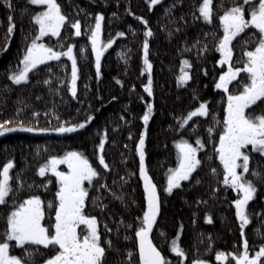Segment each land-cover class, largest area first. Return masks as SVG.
<instances>
[{
    "label": "trees",
    "instance_id": "1",
    "mask_svg": "<svg viewBox=\"0 0 264 264\" xmlns=\"http://www.w3.org/2000/svg\"><path fill=\"white\" fill-rule=\"evenodd\" d=\"M149 2L58 0L67 21L60 36L48 34L41 41L56 51L66 50L69 44L73 46L77 59L73 95L72 62L64 56L37 65L30 70L28 80L19 84L9 78L22 67L24 50L38 32L32 16L42 6L32 5L29 0H8L11 4L8 7L5 0H0V124L14 129L0 134V169L12 161L9 183L13 190L22 183L19 191L6 198V204H0V241L4 240L9 211L31 195H39L43 201V224L50 227L55 222V210L48 208V201H55L58 184L53 173L46 171L40 176L38 169L49 157L76 151L99 173L92 184L88 181L84 184L89 193L84 212L97 218L102 241L112 242L105 264H139L135 231L140 223L138 217L142 218L147 205L137 144L144 133L145 170L156 185L160 202L150 240L167 264H190L197 260L236 264L235 257L244 252L245 241L249 256L264 245V155L252 151L251 145L243 149L250 152V169L259 176H253L251 171L245 173L256 192L245 205L249 222L241 229L233 203L240 193L223 183V165L216 152L227 103V94L215 87L227 69L225 63H218L221 53L217 45L223 36L219 17L242 0H212L211 23L200 16L203 0H158L151 7ZM97 13L103 17L100 29L103 44L112 41L100 55L99 76L89 40ZM9 16L13 17L14 25L11 34ZM77 20L81 28L79 36L74 35L71 26ZM250 29L239 33L231 43L230 62L234 67L243 68L244 50L255 47L254 42L244 44L245 40L253 39L252 33L258 36L257 30ZM146 30L152 34L146 37ZM121 32L124 35H117ZM145 41L150 70L144 64ZM184 72L188 73V79H180ZM149 76L151 95L144 87L149 84ZM246 77V73L238 74L237 80L229 85L230 93L242 90ZM201 102H206L208 114H197L183 123ZM149 104L152 109L145 124L142 116ZM249 111L252 115L264 112V103L257 101L246 109ZM85 121L83 128L72 132L53 130ZM26 127L47 131L29 132L23 130ZM101 138H104L102 150ZM198 138L203 144L196 153L201 164L188 180L166 192L169 169L177 165L176 143L183 139L196 147ZM101 155L107 168L99 162ZM174 238L185 253L183 257L170 250ZM9 243L11 248L18 249L21 258L25 257L24 248L15 246L13 241ZM103 246L107 248L106 244ZM48 250L28 245L31 255L27 259L38 260ZM129 250L132 257L128 256ZM217 252L225 253L226 258L218 261Z\"/></svg>",
    "mask_w": 264,
    "mask_h": 264
},
{
    "label": "snow or ice",
    "instance_id": "2",
    "mask_svg": "<svg viewBox=\"0 0 264 264\" xmlns=\"http://www.w3.org/2000/svg\"><path fill=\"white\" fill-rule=\"evenodd\" d=\"M32 5L43 6L42 10L36 12L32 16V20L38 25L37 34L31 39L24 50L20 64L22 68L10 75V79L14 83L19 84L28 80L30 70L36 69L37 65L43 64L50 60H59L62 56L67 57L72 62V92L75 95V82L77 80V59L73 53V46L69 44L64 51H56L51 46L41 43V38L51 34V36H60L61 28L65 25L67 17L62 13L61 5L58 0H29ZM8 7L11 4L5 0ZM157 3V0H150L149 6ZM212 0H203L199 7L200 16L211 23L212 20ZM246 16L248 17L246 19ZM12 16H9L8 33L11 34L14 29L12 24ZM103 17L97 13L95 16V26L91 29L89 40L92 44V51L96 56L97 76L100 75V55L101 52L97 48V40L101 29V21ZM145 25L147 21L139 17ZM222 27L223 36L219 39L217 50L221 53V60L218 63H228V70L222 72L219 80L215 84L217 89H223L227 94V103L224 108L223 131L219 136V142L216 145L218 159L223 165L225 185H230L234 191L240 193V198L233 203L236 207V216L241 221V229L247 224L248 218L244 213L245 205L253 198L256 187L251 180H248L245 173L251 171L253 176H259V173L250 169V152L244 151L245 146L251 145V150L264 155V112L252 115L246 112L250 106L256 105L257 101L264 103V0H242L228 8L223 15L219 17ZM75 29L74 35L81 34L80 22L77 20L72 23ZM254 28L258 32L252 33V40H245L244 44L255 43L252 50H244L243 68L234 67L230 61L232 60L233 48L230 46L233 38L246 29ZM150 30L145 31V36H150ZM124 35V33H117ZM112 43L108 41L104 47ZM145 59L144 64L151 69V64L147 59L148 43H144ZM83 52V48L81 49ZM182 61V64H187ZM183 72V68H182ZM247 74V82L242 84V90L236 94L229 91V85L232 81L237 80L240 73ZM188 73L184 72L180 79H188ZM48 83V81H45ZM151 76H149V84L145 85V91L149 95L152 94ZM152 105L149 104L147 110L142 116V120L147 124L150 116ZM199 114L204 116L208 114L206 102H201L199 107L189 113L183 123H187L188 119ZM92 117L89 116L88 120ZM9 123V122H5ZM87 121L69 125L67 127L61 125L53 129L56 132H72L76 128H83ZM183 123L181 126H183ZM21 127H23L21 125ZM13 128L5 127L0 124V134L3 132L13 131ZM23 130L47 131V129H39L26 127ZM209 135L213 131L210 126ZM144 133H141L139 143L137 144V152L140 157V176L144 181V192L146 200V209L143 211L142 218L135 231V237L138 242L139 264H167L161 252L154 246L152 240L149 239V233L153 229V225L157 220V214L160 210V202L157 194L156 185L152 183L151 178L145 170V155L143 149ZM196 147H193L186 140L181 139L176 143L178 149L177 165L173 169H169L167 175L166 192H171L174 187L180 185L181 181L189 179L190 174L201 164L197 158V151L203 147L201 140L198 138ZM104 146V138H101L99 148L102 150ZM238 161H240L238 163ZM99 162L105 168L104 156L99 157ZM66 164L67 172L57 170L58 164ZM13 167L12 161H8L0 169V204H6V198L13 191H19L22 183L18 184L13 190L10 180V169ZM242 169L238 172L237 169ZM39 175L44 176L46 171H51L55 176L58 184V190L55 193V201H48V208H54V224L45 227L41 221L44 217L43 201L39 195H31L27 199L14 204L6 217V231L4 240L0 241V264H27V262L16 255L10 254V243L14 241L16 246L24 248L25 256H30L28 245H42L46 248L58 249L55 255L44 261V264H105L106 252L112 247V242L102 241L101 234L98 231V221L95 216L85 214L84 206L88 190L84 186V182L93 183V178L99 173L90 164L89 160L81 153L70 151L62 157L52 156L39 169ZM215 173V169H213ZM47 185H44L46 187ZM83 227V232H79L78 228ZM131 227V225H128ZM129 237H125L128 239ZM107 245V248L103 246ZM244 252L235 257L236 264H264V245H262L251 258L247 252V241L244 244ZM170 250L177 253L180 257L185 255L183 249L179 246L177 238H174L170 244ZM131 250L128 256L132 257ZM226 258V254L217 252L216 259L222 261ZM193 264H206L205 261H193Z\"/></svg>",
    "mask_w": 264,
    "mask_h": 264
},
{
    "label": "rangeland",
    "instance_id": "3",
    "mask_svg": "<svg viewBox=\"0 0 264 264\" xmlns=\"http://www.w3.org/2000/svg\"><path fill=\"white\" fill-rule=\"evenodd\" d=\"M158 1V0H157ZM43 7V6H42ZM40 10H42V8L40 9ZM248 17H246V19H247ZM251 27V26H250ZM254 29V28H253ZM223 34V33H222ZM50 35V34H49ZM235 38V37H234ZM234 38H233V40H234ZM41 43H44V42H42V41H40ZM106 45V44H105ZM231 46V45H230ZM97 48H98V50H100V52L102 53L103 52V49L105 48L104 47V44H103V41L101 40V38H100V33H99V37H98V40H97ZM231 63V62H230ZM228 63H225V67H227V69L225 70V71H227L228 70ZM22 68V67H21ZM197 155V154H196ZM63 156V155H62ZM62 156H58V157H62ZM240 162V161H239ZM238 162V163H239ZM64 166V167H63ZM239 169V170H238ZM237 169V171L238 172H240V171H242V169H240V168H238ZM57 170L58 171H61V172H67L68 171V167H67V165L66 164H63V163H61V164H58L57 165ZM195 170V169H194ZM48 172H51V171H48ZM52 173V172H51ZM246 175V174H245ZM55 178H56V176H55ZM57 181V180H56ZM85 182H87V181H85ZM85 182H84V184H85ZM241 195V194H240ZM43 221H44V217H43V219H42V221H41V223L43 224ZM54 224V223H53ZM44 225V224H43ZM45 226V225H44ZM46 227V226H45ZM83 227L84 226H80L79 228H78V231L79 232H83ZM149 239H150V233H149ZM249 256V255H248ZM251 257H253V256H249V258H251ZM262 258V257H261ZM264 258V257H263ZM206 262V261H205ZM190 264H193V261L192 262H190ZM206 264H212V263H209V262H206ZM258 264H259V261H258Z\"/></svg>",
    "mask_w": 264,
    "mask_h": 264
},
{
    "label": "flooded vegetation",
    "instance_id": "4",
    "mask_svg": "<svg viewBox=\"0 0 264 264\" xmlns=\"http://www.w3.org/2000/svg\"><path fill=\"white\" fill-rule=\"evenodd\" d=\"M238 162H239V161H238ZM238 170H239V169H238ZM240 172H241V171H240ZM13 242H14V241H13ZM14 244H15V242H14ZM10 245H11V244H10ZM15 246H16V245H15ZM36 246L44 247V246H42V245H36ZM17 247H19V246H17ZM57 249H58V246H57ZM57 249H53V248H50V247H49V250H48L46 256L43 257V254L41 253V256L38 257V260H34V259H32V260L30 261V260L27 259V256L22 257V258L27 262V264H44V261H45V260H47V259L50 258L51 256L55 255V251H56ZM10 254H11V255H16V256L20 257L17 248L14 249V248H11V247H10Z\"/></svg>",
    "mask_w": 264,
    "mask_h": 264
}]
</instances>
